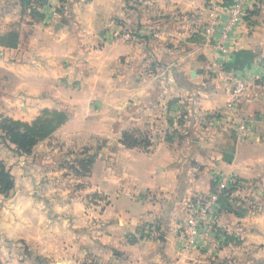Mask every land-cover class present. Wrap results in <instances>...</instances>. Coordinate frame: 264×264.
Returning <instances> with one entry per match:
<instances>
[{
	"label": "crops",
	"instance_id": "1",
	"mask_svg": "<svg viewBox=\"0 0 264 264\" xmlns=\"http://www.w3.org/2000/svg\"><path fill=\"white\" fill-rule=\"evenodd\" d=\"M45 1L38 19L0 0V119L67 116L28 155L0 146L16 180L0 192V264H264V0L227 54L207 28L233 0ZM93 150L89 172L69 171ZM221 175L236 185L212 256L185 241L186 202ZM97 191L102 212L87 207Z\"/></svg>",
	"mask_w": 264,
	"mask_h": 264
},
{
	"label": "built area",
	"instance_id": "2",
	"mask_svg": "<svg viewBox=\"0 0 264 264\" xmlns=\"http://www.w3.org/2000/svg\"><path fill=\"white\" fill-rule=\"evenodd\" d=\"M261 1L262 0H233V3L230 4L229 7L225 8L223 12L227 14V18H225L222 23H213L209 28H207V33L211 37L217 36V33H220L219 37H221V39L218 43V47L223 54H227L230 51V45H228L230 42V32L240 23L245 21L249 16V12L255 9V6H257ZM220 14L218 13L215 15V20ZM225 14H223V16ZM122 35L126 38L130 37V33L128 32ZM219 66L220 70H225L224 62L220 63ZM227 78L229 81L235 83V92L238 94L245 89V81L242 78L234 77L230 73L227 74ZM245 128L246 125L244 123L238 126L240 132L244 131ZM229 178L230 177L222 178L221 181L219 178L217 192L209 195L205 204L201 205V203H198L193 216H191L186 222L189 243L192 244L196 241L199 243L202 242L207 245L206 249L210 254L214 253L219 246V242L216 239L214 240L212 237L216 230L213 222L214 215L217 214V209L219 208V203H216L215 200L219 199L221 193L228 194L227 192L230 189H233L236 185V180Z\"/></svg>",
	"mask_w": 264,
	"mask_h": 264
},
{
	"label": "trees",
	"instance_id": "3",
	"mask_svg": "<svg viewBox=\"0 0 264 264\" xmlns=\"http://www.w3.org/2000/svg\"><path fill=\"white\" fill-rule=\"evenodd\" d=\"M18 1L23 6L24 10H30L32 17L38 19H43L45 17L44 12L42 11V7H44L46 3L45 0ZM254 10L255 9L249 12V16ZM124 26L129 27L130 31L127 30L128 32H134L130 25ZM16 37V33L11 32L10 35L3 37V43L7 46L13 47L18 42ZM66 120L67 116L64 112L48 109L44 110L43 113L33 122L2 117L0 119V146H6L9 150L19 156L28 155L40 141L53 134L60 125L66 122ZM129 140L126 139V142L131 143ZM15 181V176L11 172V169L6 166L4 160L0 159V192L3 194H9L15 186ZM232 190L233 189H230V192L228 191V194H225L226 196H224V200L228 199Z\"/></svg>",
	"mask_w": 264,
	"mask_h": 264
},
{
	"label": "rangeland",
	"instance_id": "4",
	"mask_svg": "<svg viewBox=\"0 0 264 264\" xmlns=\"http://www.w3.org/2000/svg\"><path fill=\"white\" fill-rule=\"evenodd\" d=\"M27 13H30V11L28 10V12ZM2 32V31H1ZM10 32V31H9ZM9 32H7V33H5V35L6 36H8V35H10L11 34V32L9 33ZM94 142V141H93ZM98 144H99V142H98V140L96 141L95 140V142H94V144L93 145H91L90 146V148H92V147H94V148H96L97 146H98ZM93 149V148H92ZM82 152H84V151H82ZM81 152V155L83 154ZM94 150L92 151V153H88V152H86L87 154H86V156L85 157H81V158H86L85 160H84V165H80V164H76L77 162H78V157H76V155H75V152H73L72 154H70V160H67V162H69V164H71V163H74V164H72V166L73 167H70V170L69 171H72V173L73 174H75L76 175V171L78 172V174H80V175H85V172H89L91 169H90V166L93 164V161H92V156L94 155ZM77 158V159H76ZM89 162V163H88ZM6 163V162H5ZM74 166H76L77 167V170H75V168H74ZM68 169H69V166H68ZM68 171V173L67 174H70V172ZM66 176V175H65ZM218 177V176H217ZM225 177H228V176H224V175H221V179H220V181L222 180V178H225ZM53 178H57V177H54L53 176ZM230 178H233V179H235L234 177H230ZM229 178V179H230ZM70 180H71V178H69ZM236 180V179H235ZM71 182V184H72V186H75V185H80L81 183H77V182H75L74 180L73 181H70ZM218 184H219V182L217 181V187H218ZM90 185V182L88 181L87 183H86V185L85 186H89ZM217 189L218 188H216L214 191H212V192H210L208 195H200V196H195L194 198H192L191 200H189L188 202H186V204H187V209H186V211H187V216H186V222L189 220V218L191 217V216H193V213L195 212V208H196V206H197V204L198 203H201V205H203V204H205L207 201V197L209 196V195H212V193L214 194L215 192H217ZM232 194L230 193L229 194V196H231ZM224 196H226L224 193H221L220 194V197H219V199H216L215 200V202L216 203H219V207L221 206V204H222V202L224 201L225 202V200H224ZM229 196H228V198H229ZM232 199H230V201H231ZM86 202H87V207L89 208V209H91V211H97V212H102V211H104L107 207H108V205L110 204V200L106 197V195L103 193H99L98 191L97 192H91V193H88L87 195H86ZM212 220H213V217H212ZM219 221V220H218ZM218 221H216V220H213V222H215V224H217V222ZM209 224V223H208ZM201 232H203V231H201ZM152 235H155V234H152ZM215 235V236H214ZM212 237L214 238V240L216 239L217 241H221L222 239H221V237H220V235H216V234H213L212 235ZM185 241H188L189 242V235L187 234V235H185ZM192 243V242H191ZM198 244H202L201 242L199 243V242H193L192 243V245H196V246H198ZM206 246L207 245H205V244H202L201 245V247L202 248H204L206 251H207V249H206ZM217 251V250H216ZM18 252L20 253V254H22L23 255V250L22 249H20V250H18ZM22 252V253H21ZM208 253V252H207ZM210 254V253H209ZM215 253H211L210 255H214ZM35 255L36 254H31V256H29L30 257V259H32V261H31V264H48V262L47 261H45V260H43V261H38V262H36V261H33V259L35 258ZM24 256V255H23ZM33 262V263H32Z\"/></svg>",
	"mask_w": 264,
	"mask_h": 264
}]
</instances>
